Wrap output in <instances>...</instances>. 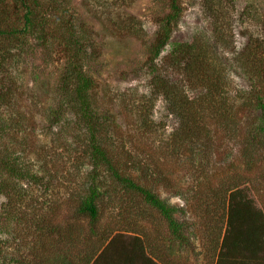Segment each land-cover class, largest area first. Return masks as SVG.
Masks as SVG:
<instances>
[{"label": "trees", "instance_id": "16d2710c", "mask_svg": "<svg viewBox=\"0 0 264 264\" xmlns=\"http://www.w3.org/2000/svg\"><path fill=\"white\" fill-rule=\"evenodd\" d=\"M226 1L210 3L212 32L204 38L171 41L182 0H166L158 16L146 54L150 99L162 97L177 125L161 138L164 153L156 161L150 152L141 158L133 150L117 151L112 116L92 98V38L70 9L57 6L58 0H0V264H163L149 253L141 230L101 220L107 207L114 213L125 202L126 214L148 220L154 211L168 224L170 240L187 241L176 207L155 192L160 184L175 187L168 165L159 166L165 160L182 165L189 176L185 193L193 211L206 218L217 211L224 223L215 264H264V30L231 50L222 12ZM48 45L46 54L55 49L57 79L44 119L55 128V141L73 147L74 160L84 168L66 194L56 181L55 193L49 190L51 180L42 176L38 159L24 156V145L8 144L12 137L25 144L34 126L17 109L19 60L23 52ZM233 71L245 87L234 85ZM138 118L140 130H153L146 114ZM63 206L70 210L61 217ZM21 225L35 235L26 242L28 252L11 255L10 229Z\"/></svg>", "mask_w": 264, "mask_h": 264}, {"label": "rangeland", "instance_id": "374dc122", "mask_svg": "<svg viewBox=\"0 0 264 264\" xmlns=\"http://www.w3.org/2000/svg\"><path fill=\"white\" fill-rule=\"evenodd\" d=\"M182 1V16L171 41L185 42L197 35L202 38L210 35L212 24L208 10L210 3H216V0ZM53 2L55 4V0ZM58 2L60 8L70 9L76 24L84 26L92 38L88 52L91 55L87 59L88 69L95 80L92 98L100 112L112 116L110 135L117 151L122 153L133 150L141 158L142 153L150 152L157 161L164 153L161 138L177 125L162 97L150 99L151 75L146 64L147 47L156 35L158 16L164 12L166 0ZM222 6V12L226 11L224 20L228 21L232 33L230 40L225 39L230 42L231 50L241 49L248 36H255L264 30V0H228ZM225 33L229 35L228 31ZM49 46H35L33 51L23 52L19 60L17 109L26 122H33L34 126L26 136L25 144L15 141L14 137L8 144L15 149L24 145L27 148L24 156L38 159L42 176L51 180L49 190L55 193L56 181L60 192L66 194L70 193L71 179H75L84 168L74 160L73 147L64 149V144L55 141V128L50 130L48 119H44L48 106L54 103L57 79L55 49L46 54ZM232 76L235 86H246L234 71ZM140 114H146L152 121L150 125L153 130H140ZM158 162L161 167L168 165L170 173L167 176L175 187L169 189L160 184L155 192L176 207L174 217L184 227L187 241L179 244L170 240L168 224L160 220L154 211L150 212L148 220H143L139 216L141 213H133L131 216L126 214L125 202L118 204L114 213L110 212L111 207H107L101 224L115 223L122 230H141L146 236L149 253L158 255L163 264H215L224 223L218 219L217 211H212L207 218L202 217L197 210L193 211L194 202L188 192L185 193L190 178L184 174L182 165H174L176 162L168 160ZM176 188L181 189L183 195H175L173 190ZM39 190L45 196L49 193L45 189ZM38 202H42V199ZM69 210V207L63 206L60 216L67 215ZM30 234L35 235V232L27 225L11 227L8 240L11 255L28 252L26 242H30Z\"/></svg>", "mask_w": 264, "mask_h": 264}]
</instances>
